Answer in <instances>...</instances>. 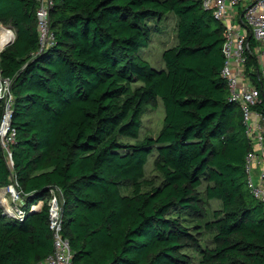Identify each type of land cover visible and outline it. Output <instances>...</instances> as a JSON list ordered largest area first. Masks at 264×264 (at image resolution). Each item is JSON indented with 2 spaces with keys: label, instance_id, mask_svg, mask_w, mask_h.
Here are the masks:
<instances>
[{
  "label": "trees",
  "instance_id": "16d2710c",
  "mask_svg": "<svg viewBox=\"0 0 264 264\" xmlns=\"http://www.w3.org/2000/svg\"><path fill=\"white\" fill-rule=\"evenodd\" d=\"M37 10L36 0H0V24L16 33L0 71L17 131L13 168L0 142V189L15 177L26 212L20 221L0 208V264H40L53 253L49 207H31L54 189L73 264H189L186 221L202 217L204 200L221 207L205 224L213 238L197 246L200 264H264V204L246 173L253 147L221 75L224 28L202 0H53L54 41L44 49ZM170 15L178 43L157 70L141 54ZM159 100V135L125 142L139 139ZM154 152L161 183L143 192ZM128 187L132 195L122 193Z\"/></svg>",
  "mask_w": 264,
  "mask_h": 264
},
{
  "label": "built area",
  "instance_id": "2783aa9c",
  "mask_svg": "<svg viewBox=\"0 0 264 264\" xmlns=\"http://www.w3.org/2000/svg\"><path fill=\"white\" fill-rule=\"evenodd\" d=\"M36 1L39 40L41 48L44 49L54 41L50 22L53 0ZM202 2L203 8L211 11L215 21L224 28L225 41L222 48L224 66L221 75L229 88L231 101L241 110L246 136L253 147L246 158L248 188L252 195L264 204V113L259 110L264 105V0H202ZM250 60L257 64V67L249 69L256 72V81L248 75ZM10 102L11 99L8 98L0 126V142L8 165L13 168L11 146L16 141L17 131L11 125ZM13 180L11 185L0 189V204L10 198L14 204L13 214L4 216L22 221L26 215L25 198L16 178L13 177ZM61 200L62 192L54 189L51 190L50 197L31 207L33 212H40L47 204L50 213L49 224L53 234L54 250L40 264H73L70 243L63 236Z\"/></svg>",
  "mask_w": 264,
  "mask_h": 264
},
{
  "label": "rangeland",
  "instance_id": "374dc122",
  "mask_svg": "<svg viewBox=\"0 0 264 264\" xmlns=\"http://www.w3.org/2000/svg\"><path fill=\"white\" fill-rule=\"evenodd\" d=\"M155 25V23H152ZM11 30L14 34V40L16 38V33L12 28L6 27L0 24V52L7 49V46L4 41L9 38L12 39V36L7 37L2 35V30ZM7 32V31H6ZM9 33V32H7ZM3 39L1 40V37ZM9 36V35H8ZM177 18L174 15L168 16L159 24V33L154 34L152 37V42L149 47L142 50L143 59L149 62L155 69L161 70L165 68V64L162 60L164 51L173 48L177 45ZM8 88L9 82H4L1 79L0 84V99L8 98ZM165 120V108L162 101H157L156 103H151L144 112L142 118V129L140 131L138 140H128L125 139V142L135 144L138 141H143L148 137H157L163 129ZM158 155L154 152L147 161L145 166V179L143 185V192L150 191L153 187L159 186L161 183L160 174L156 171L155 162ZM14 182L12 179L11 184ZM206 183L200 188V195L205 199L206 192ZM124 195H132V187L124 188L122 190ZM202 206V217L190 218L186 221V226L190 229V233L194 236L195 240L187 244V248L183 250V254L189 258V264H200L202 256L198 251L197 246L200 245L201 248L211 247L213 235L211 232L205 229V224L207 221L212 220V212L221 206L219 201H211L210 203L204 200ZM0 208L3 214L6 216L13 212L14 204L11 199L8 198L6 202L0 204ZM13 214V213H12ZM179 213H175L174 216H178ZM15 217V216H14Z\"/></svg>",
  "mask_w": 264,
  "mask_h": 264
},
{
  "label": "bare ground",
  "instance_id": "6f19581e",
  "mask_svg": "<svg viewBox=\"0 0 264 264\" xmlns=\"http://www.w3.org/2000/svg\"><path fill=\"white\" fill-rule=\"evenodd\" d=\"M9 33H7L5 30H2V35L5 37V36H7V37H10V36H12V39L11 38H9L8 40H6V41H4V43L7 45V46H9L12 42H13V40H14V34H13V32L11 31V30H7ZM9 35V36H8ZM3 36L1 37V40L3 39ZM0 84H1V76H0Z\"/></svg>",
  "mask_w": 264,
  "mask_h": 264
},
{
  "label": "water",
  "instance_id": "95a60500",
  "mask_svg": "<svg viewBox=\"0 0 264 264\" xmlns=\"http://www.w3.org/2000/svg\"><path fill=\"white\" fill-rule=\"evenodd\" d=\"M13 43H14V41H13L9 46H11ZM2 52H3V51H2ZM2 52H0V55H1ZM0 76H1V71H0Z\"/></svg>",
  "mask_w": 264,
  "mask_h": 264
},
{
  "label": "crops",
  "instance_id": "0c3cea01",
  "mask_svg": "<svg viewBox=\"0 0 264 264\" xmlns=\"http://www.w3.org/2000/svg\"><path fill=\"white\" fill-rule=\"evenodd\" d=\"M257 175V174H256ZM221 206H219V208H220Z\"/></svg>",
  "mask_w": 264,
  "mask_h": 264
}]
</instances>
